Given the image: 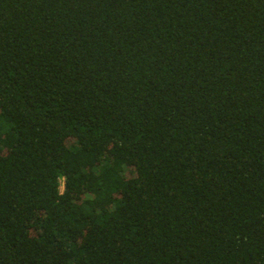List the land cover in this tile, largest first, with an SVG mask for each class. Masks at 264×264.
<instances>
[{
	"label": "trees",
	"instance_id": "16d2710c",
	"mask_svg": "<svg viewBox=\"0 0 264 264\" xmlns=\"http://www.w3.org/2000/svg\"><path fill=\"white\" fill-rule=\"evenodd\" d=\"M0 264H264V0H0Z\"/></svg>",
	"mask_w": 264,
	"mask_h": 264
}]
</instances>
